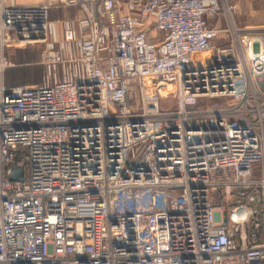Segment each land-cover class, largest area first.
Here are the masks:
<instances>
[{
	"label": "built area",
	"instance_id": "2783aa9c",
	"mask_svg": "<svg viewBox=\"0 0 264 264\" xmlns=\"http://www.w3.org/2000/svg\"><path fill=\"white\" fill-rule=\"evenodd\" d=\"M235 14L0 0V264H264V28ZM45 44V82L7 86L9 51Z\"/></svg>",
	"mask_w": 264,
	"mask_h": 264
},
{
	"label": "rangeland",
	"instance_id": "374dc122",
	"mask_svg": "<svg viewBox=\"0 0 264 264\" xmlns=\"http://www.w3.org/2000/svg\"><path fill=\"white\" fill-rule=\"evenodd\" d=\"M230 6L236 8L234 15V22L236 26L241 28H264V0H226ZM51 21L53 22V31L55 36L53 39L54 49L61 52L68 57L69 54L74 53L73 47L65 45L62 48L60 44L63 40V21H78L81 18L82 11L80 6L72 7H54L52 10ZM56 11H59L57 13ZM231 21L223 19L221 21L222 27H227ZM45 45H29L18 50L9 51V58L16 64V66L8 69L5 74V83L11 86L18 85H39L45 82V78L49 73V68L42 64V52L45 50ZM28 65V66H27ZM61 67L58 66L52 70V79L63 78L61 74ZM54 71L57 73L55 74Z\"/></svg>",
	"mask_w": 264,
	"mask_h": 264
},
{
	"label": "water",
	"instance_id": "95a60500",
	"mask_svg": "<svg viewBox=\"0 0 264 264\" xmlns=\"http://www.w3.org/2000/svg\"><path fill=\"white\" fill-rule=\"evenodd\" d=\"M9 179L15 182L23 181L24 180L23 170L17 168L16 166H13L12 174L9 176Z\"/></svg>",
	"mask_w": 264,
	"mask_h": 264
},
{
	"label": "crops",
	"instance_id": "0c3cea01",
	"mask_svg": "<svg viewBox=\"0 0 264 264\" xmlns=\"http://www.w3.org/2000/svg\"><path fill=\"white\" fill-rule=\"evenodd\" d=\"M52 10H53V9H52ZM52 12H53V11H51V15H52ZM56 12L59 13V11H56ZM69 20H70V19H69ZM69 20H68V21H69ZM222 20H223L222 18H220V19L217 18V19L212 20V21H211V26H212V27H215V28H223V27H222V23H221Z\"/></svg>",
	"mask_w": 264,
	"mask_h": 264
},
{
	"label": "trees",
	"instance_id": "16d2710c",
	"mask_svg": "<svg viewBox=\"0 0 264 264\" xmlns=\"http://www.w3.org/2000/svg\"><path fill=\"white\" fill-rule=\"evenodd\" d=\"M7 72H8V70L6 71V73H7ZM6 85L9 86V87H12L10 84H7V83H6Z\"/></svg>",
	"mask_w": 264,
	"mask_h": 264
}]
</instances>
